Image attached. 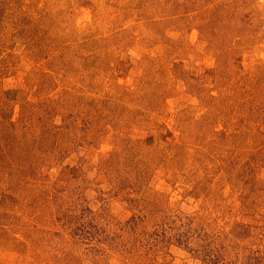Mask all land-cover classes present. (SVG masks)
<instances>
[{"label":"rangeland","instance_id":"obj_1","mask_svg":"<svg viewBox=\"0 0 264 264\" xmlns=\"http://www.w3.org/2000/svg\"><path fill=\"white\" fill-rule=\"evenodd\" d=\"M0 114V264H264V0H0Z\"/></svg>","mask_w":264,"mask_h":264},{"label":"trees","instance_id":"obj_2","mask_svg":"<svg viewBox=\"0 0 264 264\" xmlns=\"http://www.w3.org/2000/svg\"><path fill=\"white\" fill-rule=\"evenodd\" d=\"M1 119L3 120V122H6V119L3 118V115L0 114V121ZM12 126V125H11ZM10 126V128H12ZM27 135L21 137L20 139H18L20 145L22 146V144L27 143ZM3 145H2V140L0 139V187H1V182L3 181V183L8 180L9 185L7 188H5V190H2L0 188V207L3 206V204H7L8 202L12 201L13 199H15V197L17 196L13 190V185L17 182H15V179H18V176H13V174H17V172L14 171V169H12L11 167H15V164H12L10 166V162L7 161L6 159H3L4 156V152H3ZM8 178V179H7ZM14 179V180H13ZM12 183H14L12 185ZM3 214H5V212H0L1 218H3Z\"/></svg>","mask_w":264,"mask_h":264}]
</instances>
